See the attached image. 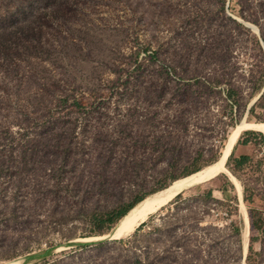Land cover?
Here are the masks:
<instances>
[{
    "label": "rangeland",
    "instance_id": "rangeland-1",
    "mask_svg": "<svg viewBox=\"0 0 264 264\" xmlns=\"http://www.w3.org/2000/svg\"><path fill=\"white\" fill-rule=\"evenodd\" d=\"M263 91L264 0H0V264H264Z\"/></svg>",
    "mask_w": 264,
    "mask_h": 264
},
{
    "label": "bare ground",
    "instance_id": "bare-ground-1",
    "mask_svg": "<svg viewBox=\"0 0 264 264\" xmlns=\"http://www.w3.org/2000/svg\"><path fill=\"white\" fill-rule=\"evenodd\" d=\"M246 129H256V131L258 130V131L264 132V123H259V124L245 123L242 126H240L235 133H233L231 141L227 147V151L225 152L224 156L222 157V159L218 163H216L213 166V168H216V170L219 173L223 172V173L230 174L226 168V163H227L230 155L232 154V151H233L234 147L236 146L240 135ZM202 173L203 172H199V173H196L194 175L183 178L181 180H178V181L174 182L172 184V186L169 189H167L166 191H164L162 194L156 195V196L150 198L149 200H147L146 202H144L140 207H138L137 209H135L134 211L129 213V215L126 217V219L118 227V229L116 230L114 235L110 234L108 237L110 239H121V238L126 237L130 233H132L135 230V228H137L140 224H142L146 221V219L148 218L149 215L158 212L160 209H162L163 207H165L169 203H171L174 200V198L179 194V192H180L178 190L179 188H182V187L190 184L191 182L196 180L199 176H201ZM214 177H216V176H214ZM214 177L207 179V181L210 179H213ZM231 178L236 185L237 191L239 193V198L242 200V197H243L242 187L239 184V182L233 176H231ZM241 210H242V213H243V216L245 219V226L246 227H245L244 237H245V245L247 247L250 223H249V218L247 215L246 208H245L243 203L241 204ZM9 264H19V263L18 262H12Z\"/></svg>",
    "mask_w": 264,
    "mask_h": 264
},
{
    "label": "trees",
    "instance_id": "trees-1",
    "mask_svg": "<svg viewBox=\"0 0 264 264\" xmlns=\"http://www.w3.org/2000/svg\"><path fill=\"white\" fill-rule=\"evenodd\" d=\"M249 160V157L247 156V155H243V156H241L239 159H236V160H234V164H235V166L236 167H240V166H242L246 161H248ZM200 171V170H199ZM199 171H197V172H195V173H193V174H191V175H194V174H196V173H198ZM191 175H189V176H191ZM186 177H188V176H186ZM176 181V180H175ZM173 183V182H172ZM180 196V195H179ZM178 197V196H177ZM176 197V198H177ZM131 210V209H130ZM129 210V211H130ZM128 211V212H129ZM128 212H126V211H123V212H121V213H119L113 220H115V221H119V220H121L122 218V220H121V223L126 219V217L129 215H126ZM112 221V220H111ZM121 224H119V226H120ZM116 230V229H115ZM115 230L113 231V235L115 234Z\"/></svg>",
    "mask_w": 264,
    "mask_h": 264
},
{
    "label": "water",
    "instance_id": "water-1",
    "mask_svg": "<svg viewBox=\"0 0 264 264\" xmlns=\"http://www.w3.org/2000/svg\"><path fill=\"white\" fill-rule=\"evenodd\" d=\"M264 92V91H263ZM215 178V177H214ZM209 181V180H208ZM207 182V181H206ZM182 193V192H181ZM181 193H179L177 196H179Z\"/></svg>",
    "mask_w": 264,
    "mask_h": 264
}]
</instances>
